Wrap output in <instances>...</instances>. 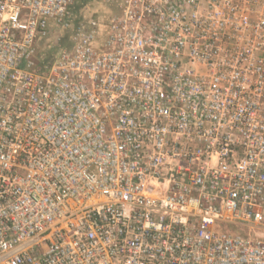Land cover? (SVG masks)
Wrapping results in <instances>:
<instances>
[{
	"label": "built area",
	"instance_id": "2783aa9c",
	"mask_svg": "<svg viewBox=\"0 0 264 264\" xmlns=\"http://www.w3.org/2000/svg\"><path fill=\"white\" fill-rule=\"evenodd\" d=\"M0 0V264H264V0Z\"/></svg>",
	"mask_w": 264,
	"mask_h": 264
},
{
	"label": "crops",
	"instance_id": "0c3cea01",
	"mask_svg": "<svg viewBox=\"0 0 264 264\" xmlns=\"http://www.w3.org/2000/svg\"><path fill=\"white\" fill-rule=\"evenodd\" d=\"M85 7L90 8L91 10L108 9V7L104 5L103 0H94L91 2H87V4H85Z\"/></svg>",
	"mask_w": 264,
	"mask_h": 264
}]
</instances>
